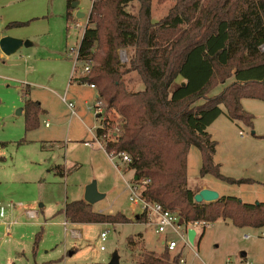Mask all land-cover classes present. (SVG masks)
<instances>
[{
	"label": "rangeland",
	"instance_id": "obj_1",
	"mask_svg": "<svg viewBox=\"0 0 264 264\" xmlns=\"http://www.w3.org/2000/svg\"><path fill=\"white\" fill-rule=\"evenodd\" d=\"M176 2L151 0L152 21L166 16ZM138 6V1H133L129 9L136 11ZM90 7L91 0H78L76 10L86 18L78 19L74 12L67 20L65 0H0V34L14 32L34 42L29 48L34 52L29 56L17 51L0 58V222L15 221L8 234L7 226L0 223V264H110L114 252L118 264H135L140 251L160 254L165 249L163 241L169 239L176 240L179 247L185 245L181 255L187 264H264V229L236 227L220 218L204 229L192 227L195 236L190 242L184 229L179 230L181 237L170 229L157 234L145 216L135 215L137 210L132 212L128 186L134 182V172L127 163L105 152L103 137L96 139L95 130L101 123L95 109L96 88L77 80L85 63L75 60V50ZM17 21L26 24L6 28ZM260 50L264 53V44ZM131 52L120 49V62L126 63ZM123 79L127 90L143 89L136 71ZM233 80L227 79L207 95L219 93ZM28 98L38 101L48 112L39 115L37 128L25 131L21 109ZM242 105L253 116L252 128L230 120L221 105L223 113L207 131L216 142L213 159L219 162L221 174L255 182L229 184L210 174L201 180L200 152L190 146L188 188L206 183L220 196H236L246 203L264 200V138L258 137L264 135V100L244 98ZM108 117L117 120L114 112ZM116 132L118 126L114 123L106 138ZM93 182L104 197L90 204L91 210L122 213L132 222L76 225L65 221L59 211L66 203L83 199L86 187ZM26 211L36 215L29 217ZM76 230L78 235L74 234ZM102 231L107 232L104 241L100 239ZM138 233L142 238L135 236L136 243L128 245V237ZM245 234L250 237L245 239ZM36 235L40 239L34 254Z\"/></svg>",
	"mask_w": 264,
	"mask_h": 264
},
{
	"label": "trees",
	"instance_id": "obj_2",
	"mask_svg": "<svg viewBox=\"0 0 264 264\" xmlns=\"http://www.w3.org/2000/svg\"><path fill=\"white\" fill-rule=\"evenodd\" d=\"M76 1L66 0L67 20ZM133 1L139 3L136 11L129 9ZM176 1L166 16L153 22L151 0H91L77 55L90 67L77 80L96 88L103 107L96 138L103 137L106 153L129 155L127 168L137 177L134 182L148 180L141 197L176 211L181 224L221 218L236 227L264 229V200L246 203L236 196H219L196 202L200 187L186 186L190 146L200 152L199 177L210 174L229 184L255 182L221 174L213 159L216 142L207 127L223 113V105L230 120L252 128L253 116L241 99L264 100V0ZM25 24L11 22L6 28ZM120 49L132 50L126 63L120 62ZM132 71L140 75L143 89L127 90L123 77ZM231 77L219 93L207 95ZM23 110L25 131L37 128L39 115L45 113L40 103L28 98ZM111 112L116 121L109 119ZM114 123L118 132L107 139ZM59 212L74 224L132 222L122 213L94 212L83 199L66 203ZM135 236L142 238V233L129 236L128 245L136 243ZM39 239L36 235L34 254ZM180 256V251L166 248L160 254L144 249L135 264H178Z\"/></svg>",
	"mask_w": 264,
	"mask_h": 264
},
{
	"label": "built area",
	"instance_id": "obj_3",
	"mask_svg": "<svg viewBox=\"0 0 264 264\" xmlns=\"http://www.w3.org/2000/svg\"><path fill=\"white\" fill-rule=\"evenodd\" d=\"M76 27H78L77 24H76ZM77 55H78V47L75 50V60L76 61H77ZM89 67H90V65L88 63H86L83 67V73L84 72L87 73L89 71ZM90 87L94 88L93 85H90ZM95 99H96L95 101L97 103L95 106V109L97 112V118H99L100 121H102L104 118V116H102V114H103L102 104L100 101H97V98H95ZM69 105L71 106V103H69ZM45 125H48V123H46ZM115 135H116V133H115ZM239 135L241 137L244 136L242 132H239ZM84 144L88 145L87 142H85ZM110 156L111 157H113V156L118 157L120 159V161L124 162V163L130 162V157L126 153H116V154L111 153ZM147 182H148L147 179L142 180L140 182L136 181V182H133L130 186H128L129 191H130L129 200L131 202L132 212L137 210V213H135V215L139 214V215L145 216V218L149 222V225H152L154 227V230L157 234L165 233L168 229H170L175 234L179 235V237H181V234L179 232L180 229H184L185 233H187L188 229L192 228L194 226H199V227H202L204 229L205 227H207L209 225V222H207V221H194V222H191L188 224H181L179 222L180 218L178 217L177 213L170 211L168 209H165L158 202L149 201V200L142 198L141 197V190L143 189V187L145 186V184ZM26 213L29 217H33L36 215V212H34V211H27ZM0 215H1V213H0ZM14 222L15 221H11L9 223L3 222L4 225L7 226L6 227V233L9 232V226L11 224H13ZM263 235H264V233H263ZM106 236H107L106 231H102L100 233V239L102 241H104L106 239ZM243 237L245 239H248L250 237V235L245 234V235H243ZM163 244H164V247L169 252L180 251V253H181V251H182L181 249L184 248V246H185V245H182L181 247H179L177 241L174 239L165 240V241H163ZM100 249L103 250L104 246L101 245ZM178 264H187L186 260L184 259V257L182 255L180 256V258L178 260Z\"/></svg>",
	"mask_w": 264,
	"mask_h": 264
},
{
	"label": "water",
	"instance_id": "obj_4",
	"mask_svg": "<svg viewBox=\"0 0 264 264\" xmlns=\"http://www.w3.org/2000/svg\"><path fill=\"white\" fill-rule=\"evenodd\" d=\"M77 5V1L73 2L71 4L72 8H75ZM85 16L84 13L78 12L76 13L77 18H83ZM28 46L30 45L29 41H22L21 39H17L14 37L10 36H3L0 38V50L5 54V55H10L13 52H15L20 46ZM135 177L134 179H136ZM104 197V194H101L97 191L96 184L93 182L89 184L84 192V197L83 200L89 204H93L97 202L98 200L102 199ZM219 198L218 193L210 188H201L198 192L194 194V200L196 202H211L215 201ZM188 239L190 242L193 241V238L195 236V231L190 228L187 231ZM71 254V253H70ZM118 255L117 253H113L110 264H118Z\"/></svg>",
	"mask_w": 264,
	"mask_h": 264
},
{
	"label": "crops",
	"instance_id": "obj_5",
	"mask_svg": "<svg viewBox=\"0 0 264 264\" xmlns=\"http://www.w3.org/2000/svg\"><path fill=\"white\" fill-rule=\"evenodd\" d=\"M66 1V0H65ZM77 5H78V0H77ZM77 5H76V7L75 8H73V10L71 11V13L73 14L74 12H75V15H76V13H78L79 11L78 10H76V8H77ZM72 14H71V16H72ZM66 16V15H65ZM85 16H86V14H85ZM84 16V18H86ZM88 17V16H87ZM71 18V17H70ZM79 19V18H78ZM82 32H83V30H82ZM3 36H10V37H14V38H17V39H21L22 41H25L26 39L24 38V37H26V36H22V35H20V34H17V33H14V32H11V33H9V32H3V33H1L0 34V38L1 37H3ZM29 39H32L31 37L29 38ZM28 39V40H29ZM28 40H26V41H28ZM29 42H30V45H28V46H24V45H22V46H20L15 52H17V51H20V55L22 56V55H25V57L26 56H29L30 55V52L32 51V53L34 52V50L33 49H29V48H31V47H33V45H34V42H33V40H29ZM21 47H24L25 49H24V51H21ZM15 52H13L12 54H14ZM11 55V54H10ZM5 56H9V55H5L1 50H0V58H4ZM89 87H90V85H88ZM90 88H92V87H90ZM93 89V88H92ZM97 92H96V95H95V98H97ZM243 99L244 98H242L241 99V104H243ZM41 105V104H40ZM242 107H243V105H242ZM44 110H45V113H47L48 111L45 109V108H43ZM23 111V109H21V112ZM219 117V116H218ZM217 117V118H218ZM216 118V119H217ZM216 119L214 120V121H216ZM213 121V122H214ZM212 122V123H213ZM46 123H48V122H46ZM45 123V124H46ZM211 123V124H212ZM210 124V125H211ZM209 125V126H210ZM46 126H48V125H46ZM99 126V125H98ZM97 126V127H98ZM208 126V127H209ZM96 127V128H97ZM208 127H207V130H208ZM208 133L211 135V133L208 131ZM96 137V136H95ZM211 137H212V135H211ZM217 163H219V162H217ZM209 175V174H208ZM204 178H206V175L201 179V180H204ZM263 186V185H262ZM201 188H210V189H213V190H215L214 189V187H212V186H208L206 183L204 184H201V186H200V189ZM218 195L220 196V194H219V192H218ZM264 196V195H263ZM243 201V200H242ZM261 201H263V200H261ZM27 212V211H26ZM0 223H3V222H0ZM72 224H74V223H72ZM76 225H80V224H76ZM0 227H1V225H0ZM262 229V228H261ZM263 230V229H262ZM263 233H264V230H263ZM262 233V234H263ZM8 234V233H7ZM74 234L75 235H78L79 234V232L76 230V231H74ZM72 253H74V251H71V254Z\"/></svg>",
	"mask_w": 264,
	"mask_h": 264
}]
</instances>
